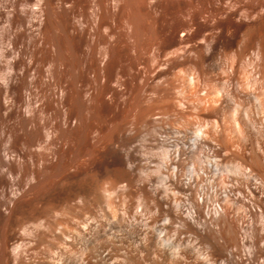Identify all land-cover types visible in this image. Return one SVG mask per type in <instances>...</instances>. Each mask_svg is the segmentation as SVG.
Listing matches in <instances>:
<instances>
[{
	"label": "bare ground",
	"instance_id": "bare-ground-1",
	"mask_svg": "<svg viewBox=\"0 0 264 264\" xmlns=\"http://www.w3.org/2000/svg\"><path fill=\"white\" fill-rule=\"evenodd\" d=\"M68 2L0 0V128L8 131L5 151L19 148L17 173L22 176L23 167L34 164L29 148L40 143L42 151L35 168L28 173L27 188L46 176L53 161L68 152L65 147H84L99 134L88 109L94 99L99 103L105 101L99 87L111 51L109 45L104 47L108 44L107 37V43L102 44V17L113 21L121 3L120 0H70L72 10H68ZM151 2L161 5L163 15L172 21L168 27L170 36L158 52L166 63L175 65L184 48L182 44L193 42L201 29L191 36L182 33L180 40L175 39V33L179 28L185 31L196 25V14L192 13L195 15L181 25L176 19L177 11L182 8L179 4L168 0ZM86 7L90 9L88 20L79 15ZM238 12L237 9L229 13V20ZM251 12L264 15V3H257ZM222 27L221 21L206 27L211 32L219 30L220 34L214 37L201 33L197 38V67L181 83L176 82L180 84L178 89L187 92L192 97L191 104L200 110L194 122L180 112L182 119L176 132L188 141L184 148L193 155L206 146L212 153L205 157L201 174L182 165L185 149L178 145L171 152L145 151L156 161L152 168L126 160L124 176L146 186L147 191L138 199L140 206L165 212L182 228L195 231L194 236L207 258L203 264H244L241 257L236 258V253L228 249L247 224L248 215L247 237L253 244L259 242L264 251V45L261 40L262 46L245 64L241 63L240 55L217 63ZM214 72H219L220 77L213 78ZM237 78L241 80L242 90L234 85ZM7 154L0 153L1 175ZM9 171L7 166L6 172ZM116 176L110 179L109 188L103 193L97 190V185H86L84 181L85 187L76 193L81 202L80 214L90 213L94 224L87 231L74 233L72 243L79 240L80 244L71 245L61 263L50 261L51 264H191L193 246L192 250L188 248L186 240L160 237L161 228L147 225H142L140 232L137 230L140 238L134 239L135 229L123 214H118V222L112 221L119 185L128 187L131 180L125 177L124 181H118ZM92 202L111 209L102 217L103 222L98 223L99 214L90 211ZM248 252V264H252L254 249Z\"/></svg>",
	"mask_w": 264,
	"mask_h": 264
},
{
	"label": "rangeland",
	"instance_id": "rangeland-1",
	"mask_svg": "<svg viewBox=\"0 0 264 264\" xmlns=\"http://www.w3.org/2000/svg\"><path fill=\"white\" fill-rule=\"evenodd\" d=\"M158 1L163 3L166 0ZM168 1L182 7L181 11L176 13V19L181 25H184L190 16L197 15H195L196 25L185 31L179 28L175 33V39H182V33L191 36L201 29L199 37L197 35L193 38V42L186 41V43L189 42L187 45L182 44L184 48L181 47L183 49L175 65L166 63L162 54L160 55V50L165 47V40L170 36L171 29L168 27L172 21L169 20L170 17L163 15L162 6L159 7L151 0H120L119 6H121L112 18L113 21L108 20L106 16L102 17L103 22L100 29L102 44L108 42L104 47L109 45L111 51L106 63L104 79L102 78L103 82L101 81L99 87L100 91L103 89L101 93L104 92L102 96L105 101L99 103L94 99L88 109L92 114L89 113L91 122L95 128L97 127L96 131L100 135L97 134V139H93L92 143L89 142L84 147L75 146V149H72L74 146L70 145L65 147V152H68L63 151V153L67 155L63 154V158L59 157L56 162L53 161L52 166L46 170V176L40 178L32 188H27L26 181L28 173L37 164L38 154L42 152L38 146L40 143L29 148L34 156V164L28 167L25 165L23 167L25 173L22 170L23 176L19 175L17 173L20 170L17 163L20 156L19 148L5 151L8 131L0 128V153H9L6 164L4 163L1 169L4 173L2 175L0 173V264H51L50 261L61 263L64 253L68 252L71 245L78 246L80 242L75 240L72 243L74 233L87 231L90 224H94L90 213L80 214L81 202L76 193L80 188L85 187V182L88 183L86 185H97V190L103 193L108 190L110 179L115 175L118 181L125 180L126 160L145 168H152L156 161L151 159L145 151L153 149V152H161L166 149L171 152L178 145L187 148L185 143L188 141L182 140L181 135L176 132L180 128L179 123L182 119L180 116L183 115L189 121L194 122L200 110L191 104V96H188L187 92L182 93L178 89L180 84H177L185 80L198 65L199 39L197 38H200L202 34H214V37L220 34L219 30H212V33L208 29L209 25H213L215 21L223 22L221 42L216 54L217 63L240 55L241 63L245 64L254 56L256 49L262 46V41L264 45L263 12L256 15L251 14L253 7L259 2L264 3V0ZM69 2L68 10L71 9ZM151 4H155L154 7ZM237 9L239 12L229 20L227 15ZM89 10L86 7L83 11L80 10L82 12L79 10L78 12L88 20ZM197 28H199L198 31H196ZM106 37L107 42L105 43ZM212 76L213 78L220 77L219 72H214ZM240 81L239 78L234 80L237 88L241 85ZM96 104L99 106L97 107ZM177 104H180L179 107ZM180 112L184 113L181 115ZM94 113L98 115L97 118ZM93 118L95 121L92 120ZM186 148H184L182 165L190 170L195 169L201 174L200 168L205 166V157L210 156L211 151L203 146L197 154L192 155L191 150ZM7 166H10L9 172H6ZM164 170L163 177L165 176ZM128 180H130L128 187L121 183L117 190L115 210L117 215L114 212L111 214L114 218L112 221L118 222V216L123 214L129 224L134 227V232L137 233L133 232L134 239L140 238L138 231L140 232L142 225L155 229L161 228L160 237L182 242L186 240L184 243L188 245V248L190 246L191 250L193 246L192 259H189V263L203 264L207 258L194 236L195 231L182 228L178 222L167 217L165 212L140 206L138 201L147 189L144 188L143 183L136 182L133 178L129 177ZM198 200L201 198L198 197ZM109 210L111 209L107 210L105 206L96 205L94 202L90 206V211L100 216V219H97L100 220L98 223L103 222L102 217H105ZM247 218L245 220L248 224L249 215ZM247 224L243 225V229L239 231L228 251H233L236 253V258L241 257L244 264H248L247 259L250 257L248 251L253 248L255 254L252 255L250 261L252 264H261L264 261V251L259 242L253 244L248 239ZM39 236L43 239L40 240ZM249 247H251L250 250ZM195 253L196 256H194Z\"/></svg>",
	"mask_w": 264,
	"mask_h": 264
}]
</instances>
